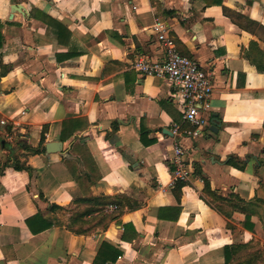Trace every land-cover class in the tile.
<instances>
[{
    "label": "crops",
    "instance_id": "0c3cea01",
    "mask_svg": "<svg viewBox=\"0 0 264 264\" xmlns=\"http://www.w3.org/2000/svg\"><path fill=\"white\" fill-rule=\"evenodd\" d=\"M157 19L213 86L187 182L172 130L194 127L134 68L164 59ZM0 35V264H92L102 242L106 264H233L264 232V0H0Z\"/></svg>",
    "mask_w": 264,
    "mask_h": 264
},
{
    "label": "built area",
    "instance_id": "2783aa9c",
    "mask_svg": "<svg viewBox=\"0 0 264 264\" xmlns=\"http://www.w3.org/2000/svg\"><path fill=\"white\" fill-rule=\"evenodd\" d=\"M152 30L164 49V59L151 60L141 55L136 60L134 68L141 75L162 78L169 82L182 108V120L194 127L193 131H185L181 126L175 125L172 130L173 134L179 138H175L173 143L174 154L170 160L171 182H187L190 179L187 150L180 138L184 132L195 135L199 128L207 125V119L199 116L197 112L199 109L210 108L213 86L210 75L201 64L196 59L183 56L179 52L174 39L169 35L168 24L164 20H155Z\"/></svg>",
    "mask_w": 264,
    "mask_h": 264
},
{
    "label": "trees",
    "instance_id": "16d2710c",
    "mask_svg": "<svg viewBox=\"0 0 264 264\" xmlns=\"http://www.w3.org/2000/svg\"><path fill=\"white\" fill-rule=\"evenodd\" d=\"M53 23L58 24L57 21H53ZM1 40H2V36L0 35V47H1ZM40 143L41 144L44 143V138L43 137H41ZM32 151H33V153L43 152L44 148L42 150H40V149H36L35 150L34 149ZM13 167L16 168V169L24 168L23 166H17V165H15ZM30 220H32V219L27 220V224L31 226V221ZM34 220H36V218ZM48 226H49V223H43L42 227H39L37 230L33 229V231L34 232H38V231L46 229ZM236 247H239V245H233V246L225 248V261H226V263L230 262V260H231V252L233 250H235ZM120 254L121 253H120V251L117 248H115L114 246H112L111 244H109L107 242H102L100 247H99V249H98V251H97V254H96V256H95V258H94V260L92 262V264H106L107 262H115Z\"/></svg>",
    "mask_w": 264,
    "mask_h": 264
},
{
    "label": "rangeland",
    "instance_id": "374dc122",
    "mask_svg": "<svg viewBox=\"0 0 264 264\" xmlns=\"http://www.w3.org/2000/svg\"><path fill=\"white\" fill-rule=\"evenodd\" d=\"M32 150H34V148H32L31 151ZM16 165L22 166L23 164L17 163ZM259 204L264 208L262 202H259ZM236 245H239V247L235 248L236 258L233 264H264V232L256 241L253 240L249 243Z\"/></svg>",
    "mask_w": 264,
    "mask_h": 264
},
{
    "label": "water",
    "instance_id": "95a60500",
    "mask_svg": "<svg viewBox=\"0 0 264 264\" xmlns=\"http://www.w3.org/2000/svg\"><path fill=\"white\" fill-rule=\"evenodd\" d=\"M212 127H216V126L213 125ZM62 147H63V144L60 141L47 142L44 145V149H45L46 154H49V153L64 154V152L62 151Z\"/></svg>",
    "mask_w": 264,
    "mask_h": 264
}]
</instances>
